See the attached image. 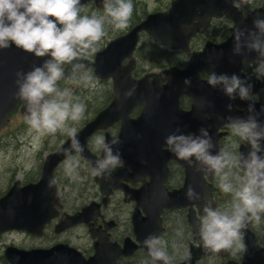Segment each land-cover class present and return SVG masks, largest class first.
<instances>
[{
  "label": "water",
  "instance_id": "water-1",
  "mask_svg": "<svg viewBox=\"0 0 264 264\" xmlns=\"http://www.w3.org/2000/svg\"><path fill=\"white\" fill-rule=\"evenodd\" d=\"M89 1H94L97 7L104 6V0H81V4L84 6ZM251 1L245 4L243 0H173L168 10L154 11L147 14L141 22L128 32L113 38L104 48L99 49L94 56L93 75L99 79L112 78L115 97L107 107L99 111L82 129L77 131V138L84 149L80 154L94 165L98 158L88 147V140L97 130L106 129L114 122L122 120L123 127L120 134L111 137L107 132L105 142L108 143L117 138L120 143L113 146L114 149L117 148L120 152H123V150L129 151L132 157H137L143 149L142 140L140 141L142 138L138 134L141 132L142 125L145 126L149 122L162 123L167 120L166 116L170 118L175 116L174 108L176 110L178 107L179 97L182 94H193V97L197 98L193 110L187 112L179 110L180 115L184 118L192 114L198 116L204 105L213 106L217 116L225 113L227 107L225 103L218 100L219 93L206 80H202L199 73L203 68H208L216 74L222 72V70L216 71V67H211L210 63L213 61L217 64L225 62L228 68L232 69L235 59L239 56H245V54H251L253 57L258 56L255 51L247 49H244L242 55L234 53L236 29L255 31L254 21L257 18H264V3L260 8L251 10L246 16L243 14L245 10L250 9ZM236 2H239V5ZM223 15L230 18L234 23L231 28V36L220 44L208 41L202 51L190 52L191 38L202 27L208 26L212 18ZM141 32L151 35L157 43L188 52L189 65L184 69L172 66L163 69L160 73H152L141 79L133 78L134 51L138 46ZM44 59L48 58H36L33 54L17 49L14 44L9 49L0 50V132L4 130L10 121V115L18 105L21 111L26 114L25 102L17 96V80L19 79L17 74L26 73L34 66L41 65ZM125 61H127L126 64ZM151 75L152 79L150 78ZM165 80L167 82L163 84ZM186 80H189L190 83L186 84ZM133 88L135 89L133 94L126 96V93L132 91ZM202 94L203 96H201ZM218 102L222 105H219ZM139 104H143V111L137 119H133L130 117V113ZM246 115L249 114H245L242 118H245ZM133 126H138V129L136 131L131 130ZM71 143V138L68 137L54 152L46 156L41 176L36 182L24 185L15 182L6 194L0 198V234L10 230H18L40 235L43 233L45 225L58 216H61V218L56 225L57 232L81 222L88 223L90 221L93 204L87 205L81 211L73 214L66 211L61 214L60 208H62V205L57 196V183L55 182L54 186L49 187V181L54 180L55 168L66 158L63 153L65 149L70 148ZM75 153L73 152L72 155ZM180 162L187 171L186 183L180 190L170 193L164 191V204L166 207L171 208L190 206L188 219L194 232L197 233L199 230V217L194 206H200L201 204L198 203V198L193 199L192 202L187 201V192L191 188L194 192H197L195 193L198 197H202L203 192H205L204 196L209 194L211 187L208 184H206L207 186L204 185L201 180V175L207 173L201 165L196 163L189 165L183 160H180ZM209 175L213 176L212 174ZM102 189L108 193L104 183H102ZM144 208L148 214L155 212V215L150 214L151 216L139 222L137 219L138 212H135L133 221L136 231L139 234L146 233L155 221L156 232L160 233L162 225L161 217L158 215L162 208L158 210L157 208L150 210L145 206ZM152 216H158V218L150 219ZM242 231L245 232L247 244L246 249L242 252L244 260L241 264H264V248L257 242L254 232L249 228ZM71 252L76 253V250L64 243H57L47 249H23L11 245L5 250V255L12 264H78L77 261L75 262L74 255H69ZM199 256L200 254L191 252L182 264H194ZM98 260L95 261L92 258L90 261H81L79 264H110L102 263L101 258H98ZM158 262L163 264L161 261Z\"/></svg>",
  "mask_w": 264,
  "mask_h": 264
},
{
  "label": "flooded vegetation",
  "instance_id": "flooded-vegetation-1",
  "mask_svg": "<svg viewBox=\"0 0 264 264\" xmlns=\"http://www.w3.org/2000/svg\"><path fill=\"white\" fill-rule=\"evenodd\" d=\"M263 3L264 0H259L256 6H253L252 0L250 9L245 10L243 14L246 16L251 10L260 8ZM236 4L239 5V2H236ZM223 17H226L228 21L222 20L220 22V24L223 25V29L219 30V34L216 35L217 27H214V24L212 25V20L215 19L214 17L211 19L208 26L202 27L197 34L191 38L189 46L190 52L202 51L208 41L220 44L225 42L231 36V28L234 23L225 15L218 18L220 19ZM225 22H229V25ZM203 31H205L206 34L200 35ZM159 46L160 47L157 48L159 51H161V49L164 50L165 48V50L172 52L174 57L179 58H176L166 67L154 70L151 69L152 71H150L146 66H141L134 54L135 67L132 70L133 78L141 79L152 73H160L163 69L172 66L184 69L189 65L188 52L180 49H173L170 46L162 44H159ZM257 58L258 56L253 57L251 54L239 56L235 59L232 69H229L225 62L220 61L221 63L218 62L219 64H217L213 61L210 63L212 68L216 67V71L222 70L220 73L217 72V75L226 74L231 77L235 74L250 84L252 86L251 101L241 100L239 97L234 100L230 99L220 87H215L216 92L220 95L219 99L216 98L220 102L226 104L227 111L220 116H217L216 110L213 106L210 107L209 105H204L200 109L198 116L192 114L184 118V116L180 115L181 112L193 110L197 98L193 97V94H182L179 97L178 107L176 110L174 108L175 116L171 118L166 116L165 118L167 120L164 118L166 121L162 123L149 122L146 124L144 122L146 125H142L141 132L138 133L139 137L142 138L140 141L142 140L141 143L143 144V149L141 151L139 149L140 152L137 157H132L131 154H129V151L126 152L123 150V152H120L117 148L114 149L119 151L121 158L124 161V167L112 170L111 175L106 174L104 177L93 176L91 174V169L93 167L91 162L80 153L73 154V161L79 160L80 162L79 168L77 169L79 178L74 179V182L81 183L77 193L72 191V177H69L65 173V158L57 165L53 176V179L57 183V196L62 205V208H60L61 214L65 211L73 214L81 211L83 207L93 204V213H90V221L88 223L81 222L75 226L57 232L56 225L61 218V216H58L45 225L43 233L40 235H34L23 231L22 233L26 234L31 240L30 243L21 245L15 241L4 243L2 246V253L0 254V264H12L5 255V250L8 246L14 245L23 249H47L53 247L57 243H64L70 248L75 249L76 253L71 252L69 255L72 256L73 254L76 259L75 262L77 261L78 264L81 261H90L92 258L95 261H99L98 258H101L102 263L110 264L111 262L114 264H159L158 261H153L148 248L144 245L145 239L151 235L161 237L167 242V252L172 258L171 264H182L190 256L191 252L200 254L194 264L243 263L244 257L242 252L246 249L247 244L244 231H242V242L245 246L243 251L233 248L222 250L220 252H213L204 248L199 236V230L197 233L194 232L193 226L188 219L190 206L174 208L165 206L164 191L170 193L180 190L184 187L187 180L186 168L168 149L166 138L172 134L199 135L200 129L203 128L209 132L212 142L215 145L213 154L220 149L231 151L236 156L245 152L247 154L249 151V145L239 137L234 136L227 124L229 118H242L245 114H249L255 115L261 125H264V78H257V73L255 71ZM124 63L126 64L127 61ZM155 70L158 71L155 72ZM212 73L213 72L210 69L203 68L200 71L199 76L202 80L207 81L208 76ZM150 78L152 79V75ZM107 80L113 87V95L110 99V104L115 97V90L113 79L108 78ZM166 82L167 80L163 81V84ZM201 96H203V94ZM250 104L254 106V112L252 113L249 112ZM219 105L222 104L219 103ZM229 105H231V108H229ZM143 108V104L135 106L130 113V117L137 119L142 113ZM249 115H246L245 118ZM95 116H93V118ZM180 117L183 118L181 119ZM89 120L91 119L87 120L86 118L83 124L81 123V125H79L77 131L82 129ZM122 125V120L116 121L106 129L97 130L90 137L88 140V147L98 159L103 156V151L97 148L95 138L100 136L105 139L107 132L111 137H116L120 134L121 128L123 127ZM137 129L138 126H133L131 130L136 131ZM145 137L147 138L145 139ZM58 146L51 151H48L47 155L54 152ZM44 161L45 159L36 163V167L38 170L40 169V176ZM233 172L239 176L243 175V172L240 169H233ZM60 174L62 177H67L66 179L68 180L66 183L67 186L64 188L65 190L62 189L63 185L59 179ZM201 180L204 185L208 184L211 189H209L208 195L204 196L205 192H203V196L197 199V201H199L198 203L201 204L200 206H194L197 216L199 218L202 216L203 208L207 201H210L213 204V207L219 208L221 211L230 210L231 206L225 205L226 196L229 194H225L220 190L218 177L204 173L201 175ZM30 182L35 181L31 180ZM27 183H21L20 185ZM102 183H104L105 189H108V193L103 191L104 188L102 189ZM12 185L13 183L7 186L3 192H0V198L6 194ZM187 201L192 202L193 199L190 200L187 197ZM70 202H74L75 205L70 207L68 205ZM144 206L150 208V210L152 208H157V210L162 208L158 215L161 217L162 225L160 233L156 232L155 228L157 227L155 221H153L154 225H152L146 233L139 234L138 231H136L135 223L133 221L135 212H138L137 219L139 222H142L144 218L153 214L155 215V212L153 214L150 213L151 215L148 214ZM262 215L264 218V213ZM158 216H152L150 219H157ZM246 228H249L254 232L257 242L264 248V241L260 239L261 234L254 224L249 222ZM180 229L183 231L182 236L177 235V231ZM17 231L18 230H10L3 232L0 234V239H4L7 235L16 233ZM50 232H52V236L49 235ZM33 238L41 240V243H33Z\"/></svg>",
  "mask_w": 264,
  "mask_h": 264
},
{
  "label": "clouds",
  "instance_id": "clouds-1",
  "mask_svg": "<svg viewBox=\"0 0 264 264\" xmlns=\"http://www.w3.org/2000/svg\"><path fill=\"white\" fill-rule=\"evenodd\" d=\"M249 2L243 0L245 4ZM82 7L81 0H0V50L14 44L36 58H48L30 71L17 74V96L25 102L26 123L38 136L61 132L71 138V146L63 154L65 173L73 179L79 178L80 162L73 161L72 153H82L84 149L77 138V129L69 127L68 122L80 121L85 105L69 89H60L58 82L78 79L85 87H94L90 69L84 61L97 52L96 45L105 35L104 19L81 15ZM133 9L132 0H104L108 22L116 30L129 27ZM254 27L255 31L236 29L234 53L242 55L244 49L258 53L255 71L257 78H264V18H257ZM65 65L70 66L67 75ZM207 82L212 87H220L230 99L252 100V86L235 74L229 77L213 72ZM134 90L126 96H131ZM249 112H254L251 104ZM227 126L234 136L249 145L247 154L236 156L225 149L213 154L215 145L203 128L199 135L172 134L166 138L168 149L178 159L189 165H201L207 173L218 177L220 190L232 196L230 210L221 211L207 201L199 218L203 246L213 252L233 248L243 251L242 230L249 222H259L264 213V125L255 115H249L246 119L229 118ZM119 143L117 138L108 143L104 137L95 138L103 158L94 162L93 176L111 175L112 170L124 167L119 151L113 147ZM233 169H240L243 175L234 174ZM54 184L55 180L49 181V187ZM187 196L190 200L199 198L191 188ZM177 235H183L182 229ZM144 245L154 262L171 264L167 242L161 237L151 235Z\"/></svg>",
  "mask_w": 264,
  "mask_h": 264
},
{
  "label": "rangeland",
  "instance_id": "rangeland-1",
  "mask_svg": "<svg viewBox=\"0 0 264 264\" xmlns=\"http://www.w3.org/2000/svg\"><path fill=\"white\" fill-rule=\"evenodd\" d=\"M140 1L142 2L143 5L146 4V8L148 9L149 12H153L156 11L154 10L155 7L163 6L168 0H140ZM92 5L95 6L93 3H90L88 7L85 9V11H87V13H90V15L88 14L89 16L92 15L96 16L100 12L98 10H95L96 6L93 7L91 11L90 7ZM140 9H143V7L141 5H138V12L140 11ZM164 10H167V8L157 11H164ZM85 11L83 12V15L85 14ZM225 23L229 25V22H225ZM220 29L221 30L223 29V25L221 24L216 28V30H220ZM107 39H109V36H107V38H102L101 40L102 42L105 43L108 41ZM110 40L111 39H109V41ZM176 58L178 59L179 57ZM154 69L157 68L154 67L153 70ZM157 71L158 70H155V72ZM89 74L93 77L92 83L94 87L92 85L85 87L84 84L80 82L78 79L72 81H69L68 79V81L66 82L67 89H69L70 91L75 90V92L79 90L77 92L78 98L83 97L87 91H90L91 93V91L92 92L97 91V89L113 90L112 85H110V83L105 82L107 81V79L100 80L93 75V68L90 69ZM83 87L85 88V90L83 89ZM94 104L95 102L87 106L83 118L80 121L78 122L69 121L68 122L69 127H74L78 129L79 125H81V123L83 124L86 118L89 119L93 112ZM2 135L3 137L1 138V143H0V192L3 191L8 185L12 183L13 184L15 182H20V184L25 183L30 178V176L33 175L31 174V172L38 174V168L36 167V163H38L41 160H44L46 158L48 151H51L53 148L60 145L67 138L64 137L65 134L61 132H57L55 135H44L42 137L38 136L37 133L31 130L29 125L26 123V114L23 113L20 108L17 109V111L14 113L9 123L7 124L6 128L4 129ZM66 178L67 177H62L61 174L59 176V179L61 180V183L63 185L62 187L63 190H65L64 188L65 186H67L66 183L68 182V180ZM71 180H73L72 191L77 193L79 186H81V183L74 182L73 178H71ZM225 201H226L225 205L231 206L232 203L231 194L226 196ZM68 205L71 207L75 204L74 202H70ZM262 214L259 222L252 221L251 223H253L256 229L259 230L261 234L260 239L264 241V218ZM22 232L23 231H17L16 233L7 235L4 239H0V254L2 253L3 244L6 242L15 241L19 245L30 243L31 240L29 239V237ZM49 235L52 236L53 235L52 232H50ZM32 242L41 243V240L33 238Z\"/></svg>",
  "mask_w": 264,
  "mask_h": 264
},
{
  "label": "trees",
  "instance_id": "trees-1",
  "mask_svg": "<svg viewBox=\"0 0 264 264\" xmlns=\"http://www.w3.org/2000/svg\"><path fill=\"white\" fill-rule=\"evenodd\" d=\"M172 0H168L163 6H158L155 7L154 10H163L165 8H169L170 4H171ZM259 2V0H253V6H256V4ZM134 9H133V14L131 17V20L129 22V27L124 29V30H116L113 28V26L108 22V18L105 14V10L104 9H100L97 8L95 6H91L90 10L92 11V8L95 7V10H98L100 13H98V15H96V17L98 18H102L105 21L104 24V28H105V35L103 38H107V36H109V39H112L114 37H117L119 35H122L124 33H126L128 30H130L133 26H135L136 24H138L139 22H141L146 15L149 13L148 9L146 8V4L143 5L142 2L140 0H132ZM89 5V4H88ZM88 5L83 8L81 10V15H83V12L85 11V9L88 7ZM138 5H141L143 7V9H140V11L138 12ZM90 15V13H87V11H85L84 15ZM224 20V21H228V19L226 17L223 18H215L212 20V25L214 24V27H218L220 22ZM216 35L219 34V30L216 31ZM206 34L205 31H203L202 33H200V35H204ZM109 39H107L109 41ZM107 41V42H108ZM107 42H102V40H100L98 42V44L96 45L97 49L103 48ZM159 44L157 42H155L152 38L151 35L143 32L141 33V39H140V43L135 51V57L137 58V61L141 64V66H146L147 69H153L154 67L156 68H163L168 66L170 63H172L176 57L173 56V53L167 50H163L161 49V51H159L157 48H159ZM94 55H91L86 61H84V63H86V65L88 66V69H92V64H93V59H94ZM65 70L67 73L70 72V66L65 65ZM68 81V79H62L61 81L58 82V87L60 89H65L66 87V82ZM72 81V80H69ZM106 83H110L108 80L105 81ZM111 85V83H110ZM83 89L85 90V88L83 87ZM110 90V91H109ZM79 90H77L75 92V90H71V92L73 93L74 97H77V92ZM75 92V93H74ZM113 95V92L111 89H105V90H100L97 89V91H87L85 93V95L83 97L79 98V102L83 103L85 105V109L87 108V106H89L91 103L95 102V104L93 105L94 109L93 112L91 114V117L89 119H92L93 116H95L99 111H101L103 108H105L109 102L111 101V97ZM17 110H15L12 115L10 116L12 118V116L14 115V113ZM88 120V119H87ZM4 131L1 132V136H0V143H1V138L3 137L2 133ZM64 137H68L66 134ZM63 137V138H64ZM32 176H30V178L26 181L30 182L31 180L36 181L38 179V177L40 176V169L38 170V174L36 173H32ZM9 186V185H8ZM3 192V191H1Z\"/></svg>",
  "mask_w": 264,
  "mask_h": 264
}]
</instances>
